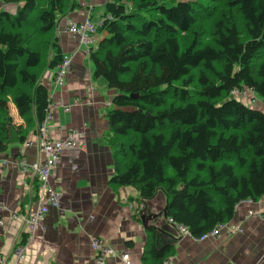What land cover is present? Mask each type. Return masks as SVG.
<instances>
[{"label":"trees","instance_id":"1","mask_svg":"<svg viewBox=\"0 0 264 264\" xmlns=\"http://www.w3.org/2000/svg\"><path fill=\"white\" fill-rule=\"evenodd\" d=\"M4 1L18 8L0 11V154L45 120L43 75L64 56L58 21L79 6ZM103 17L89 54L94 75L116 91L112 185L135 187L144 204L164 192L168 219L197 238L230 221L241 201L262 198L264 110L234 92L264 102V0H107ZM149 232L144 258L161 264L174 247Z\"/></svg>","mask_w":264,"mask_h":264},{"label":"crops","instance_id":"2","mask_svg":"<svg viewBox=\"0 0 264 264\" xmlns=\"http://www.w3.org/2000/svg\"><path fill=\"white\" fill-rule=\"evenodd\" d=\"M77 1L79 6L58 21L62 51L73 57L66 82L57 86L54 70H48L43 81L51 97L48 132L60 138L70 129L84 131L86 146L63 151L52 175L55 188L61 192V206L51 208L44 219L45 229L33 240L28 239L25 222L13 218L11 211L24 213L36 206L39 181L30 168L22 169L17 161L43 159L37 125H30L25 141L14 140L0 154V205L4 207L0 212L4 221L0 224V264H96L91 247L94 237L107 240L117 252L106 257V264H149L144 254L150 226L157 230L158 246L173 245L174 264H264V217L249 213L252 209L264 213V196L240 202L217 235L201 240L179 233L169 221L164 192L143 203L142 209L135 187L112 185L115 164L107 112L116 91L104 77L94 75L89 52L67 30L71 20L82 21L89 15L100 24L107 0ZM17 6L0 0V11L15 13ZM101 36L96 34V42ZM12 112L17 122H24L14 105ZM17 243L26 246L25 258L15 254ZM123 252L129 253L130 263L120 257Z\"/></svg>","mask_w":264,"mask_h":264},{"label":"built area","instance_id":"3","mask_svg":"<svg viewBox=\"0 0 264 264\" xmlns=\"http://www.w3.org/2000/svg\"><path fill=\"white\" fill-rule=\"evenodd\" d=\"M97 26L98 24L93 22L90 16H87L82 21H70L67 25V30L76 35L80 44H82L86 48V51L89 52L90 48L92 46H96L97 44ZM71 60L72 55L65 54L60 64L56 67L54 73V83L57 86H63L65 84L66 77L71 68ZM50 116L51 114L48 112L45 120L38 128L39 148L40 152L43 154V159L33 161L32 163H28L25 159L17 161L18 165L22 168H30L34 177L39 181L36 206L24 213L14 210L11 211V216L13 218L20 219L25 222L28 239L30 240H33L36 237V233L38 231L45 229L44 219L51 208H58L61 206V192L55 188L52 182V175L61 161L63 151L65 149L79 151L83 150L86 146L85 133L84 131L78 129H70L64 137H52L47 128V122ZM245 201L254 202L252 199H247ZM143 205V203H140L139 206L142 208ZM3 209L4 207L0 205V212ZM137 212H139L138 209ZM249 213L264 217L263 212H259L254 209L250 210ZM169 221L174 224L179 233L191 235L190 231L185 226L174 223L170 218ZM3 223L4 221L0 219V224ZM226 224L227 222L219 223L211 231L198 237V239L204 240L210 236L217 235ZM91 247L95 252L96 264H106V257L117 253L110 243L100 237H94L92 239ZM25 253L26 246L24 244L16 246L15 254L19 259L25 258ZM120 257L126 263H130L128 253L123 252L120 254ZM161 264H174L173 256L165 258Z\"/></svg>","mask_w":264,"mask_h":264},{"label":"rangeland","instance_id":"4","mask_svg":"<svg viewBox=\"0 0 264 264\" xmlns=\"http://www.w3.org/2000/svg\"><path fill=\"white\" fill-rule=\"evenodd\" d=\"M97 16V15H96ZM99 17V16H98ZM96 17V19L98 18ZM99 19V18H98ZM246 92V93H245ZM249 92V93H248ZM240 93V94H239ZM248 93V94H247ZM236 96H239L244 102L252 106L259 107L264 110V102L261 97L256 94L253 90L246 89L244 91H235ZM246 95V96H245ZM143 209V206H142Z\"/></svg>","mask_w":264,"mask_h":264},{"label":"bare ground","instance_id":"5","mask_svg":"<svg viewBox=\"0 0 264 264\" xmlns=\"http://www.w3.org/2000/svg\"><path fill=\"white\" fill-rule=\"evenodd\" d=\"M18 8V7H17ZM5 10V9H4ZM92 10V9H91ZM89 15V14H88ZM90 16V15H89ZM72 21V20H71ZM90 51V50H89ZM73 58V57H72ZM71 69V68H70ZM67 78V77H66ZM42 79V78H41ZM66 82V81H65ZM48 87V86H47ZM254 88V87H253ZM246 93V92H245ZM249 93V92H248ZM247 93V94H248ZM240 94V93H239ZM235 96V95H234ZM246 96V95H245ZM238 98V97H237ZM51 118V117H50ZM39 125V124H38ZM36 130V129H35ZM36 133V132H35ZM31 140V139H30ZM17 158V157H16ZM40 160V159H39ZM16 162V161H15ZM19 167V166H18ZM23 169V168H22ZM28 170V169H27ZM26 171V170H25ZM31 171V170H30ZM128 202V201H127ZM141 202H142V200H141ZM130 203V202H129ZM133 204V203H132ZM139 204V203H138ZM134 205V204H133ZM130 206H131V203H130ZM136 210V209H135ZM15 211V210H14ZM25 228V227H24ZM231 230V229H230ZM27 236H28V234H27ZM107 241V240H106ZM20 244V243H19ZM23 244V243H22ZM17 245H18V243H17ZM129 254V253H128ZM95 256V255H94ZM95 259V258H94ZM95 261V260H94Z\"/></svg>","mask_w":264,"mask_h":264}]
</instances>
